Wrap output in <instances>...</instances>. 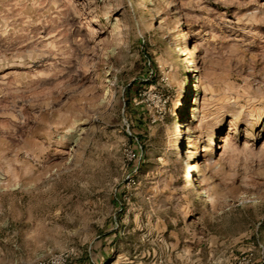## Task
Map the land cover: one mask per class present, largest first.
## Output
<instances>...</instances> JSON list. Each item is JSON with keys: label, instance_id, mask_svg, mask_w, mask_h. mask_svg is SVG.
<instances>
[{"label": "rangeland", "instance_id": "rangeland-1", "mask_svg": "<svg viewBox=\"0 0 264 264\" xmlns=\"http://www.w3.org/2000/svg\"><path fill=\"white\" fill-rule=\"evenodd\" d=\"M51 255L264 264V0H0V264Z\"/></svg>", "mask_w": 264, "mask_h": 264}, {"label": "built area", "instance_id": "built-area-1", "mask_svg": "<svg viewBox=\"0 0 264 264\" xmlns=\"http://www.w3.org/2000/svg\"><path fill=\"white\" fill-rule=\"evenodd\" d=\"M36 264H69L66 257L62 255H51L43 257Z\"/></svg>", "mask_w": 264, "mask_h": 264}, {"label": "bare ground", "instance_id": "bare-ground-1", "mask_svg": "<svg viewBox=\"0 0 264 264\" xmlns=\"http://www.w3.org/2000/svg\"><path fill=\"white\" fill-rule=\"evenodd\" d=\"M191 190L194 191V190H195V187H192ZM203 200H204V199L202 198L201 201H203Z\"/></svg>", "mask_w": 264, "mask_h": 264}]
</instances>
